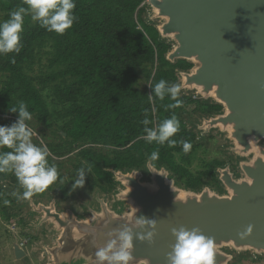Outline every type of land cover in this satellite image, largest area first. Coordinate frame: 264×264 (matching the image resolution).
Segmentation results:
<instances>
[{
  "label": "water",
  "instance_id": "water-1",
  "mask_svg": "<svg viewBox=\"0 0 264 264\" xmlns=\"http://www.w3.org/2000/svg\"><path fill=\"white\" fill-rule=\"evenodd\" d=\"M142 20L169 47L167 63L191 66L175 70L180 97L221 108L192 120L185 115L184 123L197 142L223 139L220 148L233 157L235 170L229 163L214 168L221 191L191 189L146 156L140 168H104L115 189L82 191L81 213L70 200L60 203L58 182L44 199L17 201L10 193L22 188L0 179V190L13 203L9 213L23 211L24 221L35 219L26 232H48L30 256L40 264H97V245H106L107 233L133 227L144 216L156 221L155 236L152 243L134 239V264H167L172 229L180 227L199 228L214 240V264L264 259V0H147ZM249 226L251 233L240 239ZM12 255L17 264H32L16 243Z\"/></svg>",
  "mask_w": 264,
  "mask_h": 264
},
{
  "label": "trees",
  "instance_id": "trees-1",
  "mask_svg": "<svg viewBox=\"0 0 264 264\" xmlns=\"http://www.w3.org/2000/svg\"><path fill=\"white\" fill-rule=\"evenodd\" d=\"M19 6H26L23 0H0V16L7 20ZM145 8V0H76L77 19L63 35L46 31L26 16L20 54L0 55V115L18 118L9 106L24 101L38 123L52 120L48 126L60 131L53 134L61 143L47 145L51 156L62 158L76 146L79 151L74 169L92 166L95 180L87 188L89 193L94 188L105 194L115 189L104 168H140L153 151L159 152L155 164L166 165L183 186L198 189L208 183L205 179L213 177L209 164L203 173L195 174L189 169L200 142L195 133L187 130L180 114L183 107L166 111L165 105L174 103L169 97L164 101L148 99L154 95L151 86L161 79L175 83V70L191 66L182 61L172 66L164 60L169 47L158 43L156 31L143 23ZM42 51L47 57V70L34 77L29 72ZM188 98L191 97L179 99L184 102ZM145 110L154 122L150 127L177 115L181 124L173 137L178 142L175 147L143 139L144 126L140 122ZM15 121L8 118L4 125ZM180 141L191 143L187 154ZM51 156L49 162L59 170L61 165ZM0 179L20 188L11 173L0 174ZM61 181L60 175L57 182ZM59 190L64 192L60 184ZM3 199L9 197L0 190L1 203ZM12 205L3 207L5 218Z\"/></svg>",
  "mask_w": 264,
  "mask_h": 264
},
{
  "label": "clouds",
  "instance_id": "clouds-1",
  "mask_svg": "<svg viewBox=\"0 0 264 264\" xmlns=\"http://www.w3.org/2000/svg\"><path fill=\"white\" fill-rule=\"evenodd\" d=\"M23 5L12 10L9 18L0 22V55L14 53L19 55L24 47L22 33L26 16L38 22L40 27L48 32L63 35L72 28L77 17L74 15L76 0H23ZM12 63L15 62L13 58ZM153 97L164 101L169 97L174 103L165 105V110H173L182 107L183 101L179 99L181 87L177 83H169L165 79L159 80L151 86ZM11 113L18 114L17 120L10 126H0V174H14L20 188L23 191L10 193L17 201L26 200L35 193L48 189L60 178L58 167L49 162L51 151L42 141L40 144L33 142V137L38 136L29 122L33 119L28 105L24 101L9 106ZM143 127V139L148 143L155 142L161 146L175 147L177 140L173 137L180 131V120L173 114L163 119L158 125L150 127L154 122L148 116L147 110L144 119L140 122ZM183 151L187 154L191 150V143L180 141ZM3 149H9L4 151ZM159 158V152L153 151L150 159ZM92 166L81 167L76 172L73 183V191L84 187L86 173H91ZM63 182V181H61ZM4 206L10 205L9 199H3ZM151 229L152 231L135 232L133 229ZM156 221L140 216L135 220L133 227L124 225L122 228L107 233L108 242L104 246L97 245L95 258L97 264H134L133 256L134 239L140 242L152 243L155 236ZM252 231L249 226L240 239H245ZM175 243L166 259L167 264H214V240L202 234L199 228L191 230L180 227L172 229Z\"/></svg>",
  "mask_w": 264,
  "mask_h": 264
},
{
  "label": "rangeland",
  "instance_id": "rangeland-1",
  "mask_svg": "<svg viewBox=\"0 0 264 264\" xmlns=\"http://www.w3.org/2000/svg\"><path fill=\"white\" fill-rule=\"evenodd\" d=\"M147 4V0H145V5ZM4 21V18L0 16V22ZM40 60L34 63L29 72L32 76H40L42 73L47 70V57L42 51L39 55ZM3 76L0 75V80ZM141 85H145L143 81H141ZM10 118L12 120H17V118H12L11 116L0 115V126H5V121ZM52 120H48L46 123L40 124L33 118L29 124L34 129L37 130L38 136L33 137V142L36 144H40L41 141L46 144L57 145L60 144V139L53 134L56 132L58 134V130L55 129L54 126H48ZM60 123H57L58 126ZM53 125V124H52ZM65 138V136H63ZM203 146H199L195 153L193 154V158L191 161V166L189 169L192 173L198 174L203 173L206 170V165L213 159L219 160H227L231 161V156H228L221 148V144L224 142L223 139H220L216 136H211ZM78 148L72 150L70 154L64 156L62 158H55L51 156L53 161L58 162L59 165V173L61 175L62 181L59 184L62 185L63 191L60 197V203L65 205L68 200L73 202L77 211L81 213L79 207V202L82 200V191L85 190L87 194H90L87 188H90V184L95 180L94 174L86 173L85 176V184L83 188L76 189L73 191V183L76 178L77 170L74 169V164L77 162L76 154L78 152ZM104 152V151H102ZM234 161V159H233ZM14 175V174H11ZM15 176V175H14ZM52 190L51 186L43 192L35 193L36 197L43 198L46 195L45 193ZM109 201L111 202V197H109ZM4 205L0 202V254L3 256V260L5 264H17L14 261L12 255V245L14 243L20 245V247L27 253L32 264H40L39 260L30 256V252L32 250V245L34 243H38L41 239H49L48 232L43 230L38 233L37 237L33 236L31 233L26 232V227L35 222V219L32 217L28 221H24V212H14L8 213L10 214L6 218L2 214ZM236 264H264V259L254 260L252 257H243L239 258V261Z\"/></svg>",
  "mask_w": 264,
  "mask_h": 264
},
{
  "label": "flooded vegetation",
  "instance_id": "flooded-vegetation-1",
  "mask_svg": "<svg viewBox=\"0 0 264 264\" xmlns=\"http://www.w3.org/2000/svg\"><path fill=\"white\" fill-rule=\"evenodd\" d=\"M183 111L180 112L181 116L183 114V116H188L189 119H196L197 116L199 114L201 115H212L214 114L215 112H218L221 110V108L219 106H215V105H211V106H207V105H204L202 104L201 102H199L198 100H196L195 97H191V98H188L186 99L184 102H183ZM212 137H206V140L204 142H200L198 144V146H203L209 139H211ZM218 162V164H216L215 162ZM226 163H229L232 168L235 170V167H234V161H233V158H231V161H227V160H219V159H213L211 160L208 164L209 166L212 167V174H213V177H208V179L205 181H207L208 183H203L202 186H210L212 188H216L218 189L219 191H221L219 189V185L216 183L215 181V176H214V168L216 166H223L225 165ZM62 186V185H61ZM53 187V185H51V188ZM23 191V189H22ZM52 191V190H51ZM48 192V191H47ZM46 192V193H47ZM45 193V194H46ZM60 193L62 194L61 190H60ZM46 196V195H45ZM44 196V198H45ZM34 198H38L36 197V195H33ZM61 197V196H60Z\"/></svg>",
  "mask_w": 264,
  "mask_h": 264
}]
</instances>
